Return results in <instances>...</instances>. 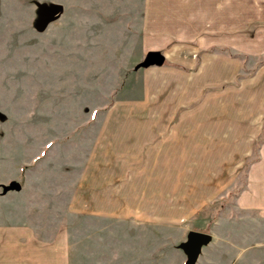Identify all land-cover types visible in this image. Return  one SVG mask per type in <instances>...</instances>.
Segmentation results:
<instances>
[{
	"label": "rangeland",
	"instance_id": "obj_1",
	"mask_svg": "<svg viewBox=\"0 0 264 264\" xmlns=\"http://www.w3.org/2000/svg\"><path fill=\"white\" fill-rule=\"evenodd\" d=\"M211 13L0 0V219L27 208L39 237L67 236L69 264H183L188 232L211 236L195 264H264V55L242 51L253 27L200 40ZM148 53L163 64L140 67Z\"/></svg>",
	"mask_w": 264,
	"mask_h": 264
},
{
	"label": "crops",
	"instance_id": "obj_2",
	"mask_svg": "<svg viewBox=\"0 0 264 264\" xmlns=\"http://www.w3.org/2000/svg\"><path fill=\"white\" fill-rule=\"evenodd\" d=\"M194 1L198 2V0ZM208 1L212 12L210 15L212 22L209 33L202 32L199 35L200 40L203 42L208 40L211 44H224L226 47H231L233 43L240 40L237 39L238 35L248 38L251 32L250 28L253 27L255 28L251 32L254 36L253 39L247 40L242 37V42L254 43L255 45H251V50L244 47L242 51L264 55V0ZM235 4L237 8H235ZM188 40L185 39V41ZM260 119L256 121H261ZM255 164L263 171L260 174L262 176L257 177L259 192L263 193L264 140L259 146L258 160ZM256 165L250 167L249 176L253 173V167ZM251 189L249 183L247 190L241 194V198L244 199L245 194L252 195ZM256 209L264 213L260 204L256 205ZM30 214L31 212L27 211L26 208L16 216L7 214L6 217L0 219V264H69L67 236L62 231L49 230L46 234L48 237H39L41 232H39V227L35 225V219H32Z\"/></svg>",
	"mask_w": 264,
	"mask_h": 264
},
{
	"label": "water",
	"instance_id": "obj_3",
	"mask_svg": "<svg viewBox=\"0 0 264 264\" xmlns=\"http://www.w3.org/2000/svg\"><path fill=\"white\" fill-rule=\"evenodd\" d=\"M60 12L59 7H52L47 10V19L52 21ZM164 62L163 55L159 53H148L144 62L140 64V67L149 66H161ZM20 185L16 182H11L7 186H2V194L9 191H19ZM211 241V236L201 232H188L185 237V241L180 243L176 248L180 250L185 256L183 264H195L201 249L206 247Z\"/></svg>",
	"mask_w": 264,
	"mask_h": 264
},
{
	"label": "trees",
	"instance_id": "obj_4",
	"mask_svg": "<svg viewBox=\"0 0 264 264\" xmlns=\"http://www.w3.org/2000/svg\"><path fill=\"white\" fill-rule=\"evenodd\" d=\"M262 140H264V132H263V136H262V138H261Z\"/></svg>",
	"mask_w": 264,
	"mask_h": 264
}]
</instances>
